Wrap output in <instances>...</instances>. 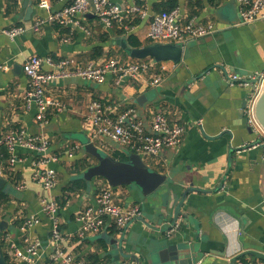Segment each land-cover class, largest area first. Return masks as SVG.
<instances>
[{
    "label": "crops",
    "instance_id": "1",
    "mask_svg": "<svg viewBox=\"0 0 264 264\" xmlns=\"http://www.w3.org/2000/svg\"><path fill=\"white\" fill-rule=\"evenodd\" d=\"M39 1L33 0V22L47 16V11L38 7ZM110 1L123 6L133 3L132 0ZM164 1L146 0L148 11L159 13L154 11V6ZM50 2L55 10H61L69 0ZM177 8L181 11V22L195 19L200 24L214 25L216 31L199 39L187 38L183 42L186 51L179 64L144 59L155 66L138 79L117 83L109 75L102 84L77 77L52 83L48 94L57 98L62 108L52 110L43 127L37 121V107H25L30 81L23 65L28 58L35 55L56 60L71 58L82 64L99 63L111 57L136 60L116 41L135 35L143 46L151 44L150 21L140 20L128 24V29L110 30L89 15L82 19V24L90 34L75 29L61 35L52 25L44 26L39 32H26L15 40L0 33V65L6 67H0V131L17 126L28 136L42 133L49 141L47 158L58 157L56 162L50 160L47 164L57 171L59 181L57 188L50 192L33 179L38 154L22 146L15 150L20 161L14 173L19 180L13 183L4 174L13 187L4 219L12 225L15 216L37 217L39 222L31 234L43 244L40 249L43 261L53 248L50 244L52 222L41 209V199L56 198L60 205V228L66 237L80 227L77 213L96 205L100 179L80 193L69 194L70 199L63 206L58 201H63L64 188L84 172L79 173L76 162L87 158L94 163L84 152L83 141L90 139L112 156L118 152L131 153L120 144H110L103 136H93L89 106L94 101L102 103L113 119L125 112V108L134 107L135 119L142 122L147 132H151L154 115L162 113L172 125L185 127V139L178 148L145 158L154 170L168 175L167 183L157 194L143 197L131 187L115 189L122 205H139L142 211L141 217L123 235H112L108 227L99 235L74 237L63 243L66 252L84 261L96 253L101 264H110V245L103 249L99 240L124 237L129 264H152L150 254L165 243V229L172 223V216L178 214L179 227L171 241L191 239L202 250L198 264L228 263L232 257L248 250L264 253V138L257 136L246 120L244 111L249 89L231 87L226 81L227 72L245 78L264 73V18L243 23L237 0H179ZM25 12L24 0H0V29L26 27ZM120 30L124 32L118 34ZM104 34H107L105 42L102 41ZM66 35L70 36L67 43L62 41ZM97 47L102 48L103 54L91 58ZM158 76L161 82L153 85ZM142 96L147 98L143 104L137 101ZM72 147L78 148L72 149L74 154L70 157ZM22 235L17 228L13 237L20 243ZM254 258L246 257L249 261L259 260Z\"/></svg>",
    "mask_w": 264,
    "mask_h": 264
},
{
    "label": "built area",
    "instance_id": "2",
    "mask_svg": "<svg viewBox=\"0 0 264 264\" xmlns=\"http://www.w3.org/2000/svg\"><path fill=\"white\" fill-rule=\"evenodd\" d=\"M139 4L132 0L130 5H120L110 0H69V3L61 10H55L50 0H40L38 7L47 11L46 17H38L30 28L15 26L0 29V33L10 40H15L26 32H39L46 25H60L67 27L70 31L80 29L90 34V30L83 26L82 19L92 15L99 20L106 29H128V24L137 20H148V38L152 43H183L187 38L199 39L213 34L216 28L212 24H200L195 19L181 22V11L175 8L171 11L152 13L148 11L146 0ZM241 7L243 23H252L264 18V0H237ZM63 42L70 41L66 35ZM155 65L148 60L124 61L118 57H111L102 62L90 61L86 64L77 62L75 59L66 58L56 60L51 56L39 57L37 55L28 58L23 71L30 81V89L25 96V107L30 109L37 107V121L43 127L49 121L52 110H60L61 103L48 94V86L59 80L77 77L90 83L102 84L109 75L115 77L117 83L126 79L140 78L151 71ZM6 68L5 66H1ZM47 67L48 70H45ZM163 69H165L163 67ZM226 81L229 86H238L249 89L246 99L245 116L253 132L264 138V129L260 125L256 115L258 98L264 87V73H256L249 77H242L237 73H226ZM161 77L154 79L153 85H159ZM90 121L94 127L93 136H103L112 139L131 153L146 157L159 156L163 150L180 147L185 139L186 129L181 125H172L162 113H156L152 120L151 132H147L141 121L135 119L136 109L131 107L119 115L111 118L102 103L94 101L89 106ZM1 143L6 146L10 153L8 159L9 170L14 171L19 159L15 155L17 146H22L38 154L34 166L37 171L34 180L47 191H53L58 186V174L53 168H48L50 160L57 161L58 157L47 158L49 141L41 133L28 136L24 130H10L3 134ZM78 147H72L71 150ZM73 150L70 157L73 156ZM45 165V168H43ZM24 185H21L23 187ZM116 188L108 183L99 185V191L95 197L96 205H91L77 213L79 229L73 235L66 237L60 228V205L54 197H43L41 209L49 216L52 225L50 230V244L52 252L48 259L43 261L40 249L42 242L32 236L31 230L38 224L37 217H25L23 225L19 227L23 233L20 243L16 242L11 233L2 235L5 250L14 264H87L86 261L66 252L63 243L71 241L74 237L84 238L86 236L99 235L108 227H116L119 235L142 215L141 207L133 205L127 207L122 205L118 199ZM179 223L171 224L167 231L172 236ZM241 234V232H240ZM119 264H129L126 258L120 260ZM237 264H264V261L244 262L239 259Z\"/></svg>",
    "mask_w": 264,
    "mask_h": 264
},
{
    "label": "water",
    "instance_id": "3",
    "mask_svg": "<svg viewBox=\"0 0 264 264\" xmlns=\"http://www.w3.org/2000/svg\"><path fill=\"white\" fill-rule=\"evenodd\" d=\"M24 5L26 7L24 22L26 27L30 28L33 24L32 17L35 11L33 0H24ZM116 43L127 55L136 60L153 58L156 62L172 61L179 64L186 51L184 43L156 42L140 48H133L125 37L118 39ZM146 99L145 96H142L137 101L143 104ZM256 115L258 122L264 129V87L257 101ZM83 150L86 155L94 160L93 165L86 168L81 175V178L88 183L89 187L96 179H103L113 188L131 187L137 189L143 197H149L157 194L168 181L167 174L154 170L139 154L129 153L126 161H120L107 154L90 139L83 141ZM2 168L3 161L0 158V190L10 194L13 187L8 182ZM161 220H163V217H161ZM172 220V223H177L180 220L179 215H173ZM170 223L165 229L166 232L163 238L165 243L150 254V262L152 264H198L201 262L202 250L200 251L191 239L179 238L176 241H171L172 236L166 234L171 228L172 223ZM10 226L7 219L0 220V264H8L3 253L2 235L10 230ZM107 240L110 245L109 254L112 256L110 264H119L121 259L128 256L123 244L124 237L121 239L110 237ZM247 256L264 261L263 252L248 250L232 257L228 260V263L224 264H237L240 258Z\"/></svg>",
    "mask_w": 264,
    "mask_h": 264
},
{
    "label": "trees",
    "instance_id": "4",
    "mask_svg": "<svg viewBox=\"0 0 264 264\" xmlns=\"http://www.w3.org/2000/svg\"><path fill=\"white\" fill-rule=\"evenodd\" d=\"M11 1H16V0H11ZM136 1L139 4H143L141 0H136ZM178 5H179V0H166L164 2H161L160 4L155 5L154 11L159 12V13L163 12V11H171V10L177 8ZM139 21L140 20H137L136 22L129 23V24L132 25L134 23H138ZM56 28L61 35H64V34H67L70 32V29L67 27H62L60 25H56ZM116 29H118V28H116ZM123 32H124L123 30H120L118 32V34L123 33ZM102 39H103L102 41L105 42L107 40V34H104V37ZM128 42H129V45L132 46L133 48H140L144 45V43L140 42L138 37H136L135 35H129ZM149 43H151V42L149 41L148 44ZM102 54H103L102 48L97 47L93 50V53L91 54V58H94V59L99 58ZM130 106H133V105H130ZM129 108H131V107H127V108H125V110H127ZM10 130L20 131L22 129L20 127H17V126H12V127H6L0 131V158L3 161V168H2L3 173L8 176L9 181H12L14 183V182H17L19 180V178L15 175L14 171L9 170L8 159L10 158V153H9L8 149L6 148V146L1 143V139H2L3 134L10 131ZM113 157L117 160H120V161H126L128 159V156L126 154L119 153V152L115 153L113 155ZM91 165H93V164L87 158H84V159L80 160L79 162H76V164H75L79 173H81L82 171H84L86 168H88ZM100 180L103 181V183L107 184V182L105 180H103V179H100ZM87 187H88V183L86 181H84L81 177L73 180L67 187L64 188V190H63L64 196L62 197L63 201L58 200L59 203L63 206L67 202V200L70 199L69 194L80 193L83 190H85ZM98 191H99V188L97 190V193H98ZM65 196L67 197V199H65L66 198ZM11 200H12L11 196L8 193H6L3 190H0V220L4 219V216L10 207ZM24 221H25V218L23 216L21 218L15 216V217H13L12 225H14L16 228H19L21 225H23ZM110 230H111L112 235L118 233V230L116 229V227H111ZM7 232L10 233V230H8ZM99 243L103 249L107 248L109 245L108 240L105 237L101 238L99 240ZM2 248H3V253H4V256H5L7 263L8 264H14L11 260V257L8 255V253L5 250L4 241L2 242ZM240 259L243 260L244 262H247V263L249 262V260H247L246 257H242ZM85 261H86V263H87V261L89 262L87 264H101V262H100L101 260L99 259L98 255L96 253L87 256Z\"/></svg>",
    "mask_w": 264,
    "mask_h": 264
},
{
    "label": "rangeland",
    "instance_id": "5",
    "mask_svg": "<svg viewBox=\"0 0 264 264\" xmlns=\"http://www.w3.org/2000/svg\"><path fill=\"white\" fill-rule=\"evenodd\" d=\"M104 138H105L110 144L115 143V145H118V143H116V142L113 141L112 139L107 138V137H104ZM112 145H113V144H112ZM11 194H13V191H11ZM16 230H17V228H16L14 225H11V226H10V233L12 234V236L15 235Z\"/></svg>",
    "mask_w": 264,
    "mask_h": 264
}]
</instances>
